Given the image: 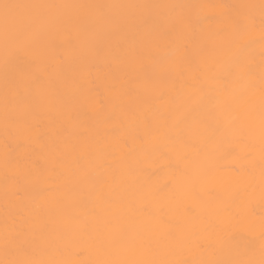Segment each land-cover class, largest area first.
I'll return each instance as SVG.
<instances>
[{"label":"bare ground","instance_id":"1","mask_svg":"<svg viewBox=\"0 0 264 264\" xmlns=\"http://www.w3.org/2000/svg\"><path fill=\"white\" fill-rule=\"evenodd\" d=\"M4 3L57 7L0 35V261H259L261 0Z\"/></svg>","mask_w":264,"mask_h":264},{"label":"snow or ice","instance_id":"2","mask_svg":"<svg viewBox=\"0 0 264 264\" xmlns=\"http://www.w3.org/2000/svg\"><path fill=\"white\" fill-rule=\"evenodd\" d=\"M43 7H57L55 5H22V4H9L4 3L0 5L2 9V16H0V35H2L6 55H20L26 54L30 48L35 33L27 31L24 24V17L20 14L21 9L26 8H43ZM103 9L106 6H96ZM175 7V6H171ZM261 32L264 33V0H261ZM254 21L248 18L245 21V27L253 26ZM237 71L243 72V68L237 65ZM261 151L264 153V112L261 117ZM262 166H264V159H262ZM239 171V169H238ZM5 248L7 249L10 244L14 245L16 249L22 250L27 253L28 249L24 246L25 240L19 234H12L8 231L4 235ZM0 264H58L56 261L46 260H18L10 259L0 261ZM100 264H168L167 261L158 259H114L104 260ZM205 264H264V242L261 245V258L259 261L255 259H238L231 261H208Z\"/></svg>","mask_w":264,"mask_h":264}]
</instances>
